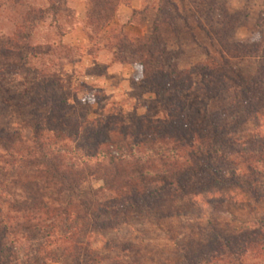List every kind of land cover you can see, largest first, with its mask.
I'll use <instances>...</instances> for the list:
<instances>
[{
	"label": "trees",
	"instance_id": "16d2710c",
	"mask_svg": "<svg viewBox=\"0 0 264 264\" xmlns=\"http://www.w3.org/2000/svg\"><path fill=\"white\" fill-rule=\"evenodd\" d=\"M61 1L50 0L47 8L29 11L6 49L29 51L35 25L48 15L55 20ZM129 2L86 0L87 29L102 31L114 21L118 6ZM143 14L133 11L128 24ZM176 17V5L159 0L151 32L138 43H129L140 69L137 82L163 100L162 118H144L131 126L113 116L73 122L65 99L52 94L57 86L41 78L39 87L47 94L38 101L31 135L23 138L19 132L0 130V264H6L4 255L13 256L17 264L24 249L20 246L31 242L33 235L46 241L32 249L38 254L44 246L74 264H90L98 256L89 239L99 230H115L131 213L145 214L160 202H177L212 190L235 188L260 198L264 136L252 138L247 145L228 120L241 115L256 126L261 123L264 56L251 77L232 62L256 54L261 45L224 44L215 49V56L207 54L195 70L181 71L160 35L165 25L176 30ZM122 45L127 48L120 41L112 50ZM196 75L210 98L232 96L233 109L189 122L185 106L174 96L190 92ZM79 137L92 142L86 147L94 151L93 157L71 159V143ZM259 257H264V226L230 236L215 232L199 251L197 264H254L252 260Z\"/></svg>",
	"mask_w": 264,
	"mask_h": 264
},
{
	"label": "rangeland",
	"instance_id": "374dc122",
	"mask_svg": "<svg viewBox=\"0 0 264 264\" xmlns=\"http://www.w3.org/2000/svg\"><path fill=\"white\" fill-rule=\"evenodd\" d=\"M136 1L141 5L139 11L145 14L135 17L132 24L150 33L159 0ZM49 2L0 0V130L19 132L23 138L31 135L33 114L40 107L38 101L47 94L39 87L41 78L57 86L52 94L65 99L63 105L73 122L81 121L82 117L95 121L113 116L131 126L144 118H162L163 100L137 82L140 69L133 60L129 43L136 44L143 36L133 38L124 31L130 24L129 19L119 22L114 19L102 31L94 32L87 29L85 18L82 37L71 38L80 24L73 8L75 1L62 0L55 20L48 15L35 25L29 51L6 49L7 41L23 27L29 11L45 9ZM170 2L177 7L176 30L165 25L160 35L163 47L179 70H195L205 63L207 54L215 56V49L224 44H258L261 45L258 54L232 60L244 76L255 74L259 57L264 56V0ZM120 6L125 5L120 4L118 10ZM122 40L127 48L122 45L116 47L117 51L112 50ZM90 58L98 65L92 66ZM109 61L130 66L127 69L131 76L125 77L129 73L127 69L107 76L105 68ZM174 99L185 106L191 123L202 122L209 114L231 111L234 107L232 96L210 98L198 75L190 92L175 95ZM39 111L45 110L39 108ZM235 117H230L228 123L233 124L232 130L247 145L252 138L264 136V113L259 126L244 121L241 115ZM89 143L92 142L86 137L71 143V159L93 157L94 151L86 147ZM260 193L257 199L251 192L235 188L212 190L177 202H160L145 214L131 213L115 230H99L89 239L90 248L98 256L90 264H197L199 251L206 248L215 232L230 236L264 226V178ZM29 240L27 245L20 246L24 249L17 264H74L70 259L60 258L54 249L46 250L43 246L41 254L32 250L45 245L43 237L33 235ZM13 258L4 255L3 262L14 264ZM258 259L252 263L264 264V257Z\"/></svg>",
	"mask_w": 264,
	"mask_h": 264
},
{
	"label": "crops",
	"instance_id": "0c3cea01",
	"mask_svg": "<svg viewBox=\"0 0 264 264\" xmlns=\"http://www.w3.org/2000/svg\"><path fill=\"white\" fill-rule=\"evenodd\" d=\"M73 1H75L73 4V8L76 12V15L78 17L80 24L75 28V31L73 32V34H71V38L77 37L78 35L82 37L83 32H82L81 27H82V22L86 18V2H85V0H73ZM140 9H141V5H140L139 1L135 2V0H133V2H131L130 6H120L119 10L117 11L114 22H116V21L119 22L123 19L128 20L133 11H139ZM123 29L125 32L132 34L133 38L142 37L145 34L149 33V31H147L144 27H142L140 25H136V24H129V25L125 26ZM108 58L110 60V56ZM97 61L99 62V60H97ZM89 62L92 64V66L98 65V63L94 62L92 60V58H90ZM109 63H110V61H109ZM106 66L107 67L105 68V70L107 72V76H111V75H114L116 73H120L122 71V69L126 71V69L130 67L128 65L126 66V65H122V64H113V63H110ZM127 71H128V69H127ZM128 72H129L128 75L127 76L125 75V77L131 76L132 73L130 71H128Z\"/></svg>",
	"mask_w": 264,
	"mask_h": 264
}]
</instances>
